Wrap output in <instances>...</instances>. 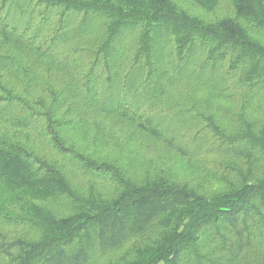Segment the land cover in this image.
I'll return each mask as SVG.
<instances>
[{
  "label": "trees",
  "instance_id": "1",
  "mask_svg": "<svg viewBox=\"0 0 264 264\" xmlns=\"http://www.w3.org/2000/svg\"><path fill=\"white\" fill-rule=\"evenodd\" d=\"M94 24L95 44L58 53L70 26L81 35ZM166 36L178 69L161 64ZM200 50L198 81L207 62L243 71L244 127L232 134L200 99H158ZM46 66L72 81H39ZM185 115L206 121L213 149L197 131L186 143L168 132ZM109 121L160 142L179 169L145 161ZM208 153L217 161L196 160ZM0 264H264V0H0Z\"/></svg>",
  "mask_w": 264,
  "mask_h": 264
},
{
  "label": "rangeland",
  "instance_id": "2",
  "mask_svg": "<svg viewBox=\"0 0 264 264\" xmlns=\"http://www.w3.org/2000/svg\"><path fill=\"white\" fill-rule=\"evenodd\" d=\"M197 12V11H196ZM223 12V11H222ZM220 12L217 16H220L222 13ZM55 15V14H54ZM54 16L51 17V23L52 24V29L54 30L57 26V22L59 21L56 17L53 18ZM99 24V23H98ZM77 25V22H76ZM46 29V28H44ZM75 28L73 26H70L69 30L67 33H65V37L62 39V44H60V48L58 49V53L60 51H69L71 49H75L76 47H79L81 45H93L96 43V41L99 38V32L100 29L98 30L97 24H94V27H91L90 30H87L85 34L77 35V33H74ZM130 39H132L130 37ZM161 43L159 45V52H161V55L163 57L162 59V65L166 67V69H171L176 67V61L175 58L172 57L171 53L174 48V43L171 38L169 37H162L160 38ZM11 56H18L21 51H18L17 49H11L9 51ZM207 52L205 51H199V55L196 57L194 60V63L191 66H184L181 69V72H177V75H174L175 73L169 72L171 75L168 76L170 79V82H166L162 85L163 86V92L161 95L157 97L160 101L164 103H171L176 104V101L179 102H187V98L191 99H200L202 102L201 108L203 112L206 114V117L209 118L210 116L212 119L216 122V125H219L222 128H225L226 130L229 131V133H234L236 129L239 127H244V123L238 122V118L235 117L236 114L240 113L241 106L244 103V90L240 86V81L242 78V70H237L236 72H229L228 69V63L225 61L223 64L219 65L218 68L215 70L216 67H211V62H207L204 66L206 69L203 72L205 73L204 75L207 77L208 80L204 81V78L199 79V81H204V82H199L195 75V68L196 65L198 64H203V62H206V57H207ZM31 53H25L26 60L27 62H32V57L30 56ZM63 56V54H61ZM86 60L84 61V63ZM29 64H25L23 62V67H28ZM82 64H80L81 66ZM160 65V64H159ZM170 66V68H169ZM124 67V66H123ZM80 68V67H79ZM212 68V69H211ZM46 69L48 72H46ZM46 69L41 67V71H39V81L40 80H46V82L54 87H60L62 88L63 86L68 85L72 80H70V76L62 71H57L55 72L53 69H51L49 66H46ZM83 68L80 69V71ZM88 69V68H87ZM86 69V70H87ZM215 71H214V70ZM85 70V69H84ZM5 76L8 75L7 70H5ZM142 71V69L140 70ZM180 71V70H178ZM194 71V72H193ZM227 71L228 75L226 76L224 73ZM161 72V71H160ZM32 73L30 74V77ZM208 75L213 76V80L210 79ZM221 75L225 77V79L221 80ZM220 76V77H219ZM197 78V79H196ZM163 82V81H162ZM207 82V84H204ZM156 83V82H155ZM222 83V84H221ZM39 84V83H38ZM161 85V81L157 83V85ZM204 84V85H203ZM208 84H211L210 86ZM135 85V84H134ZM137 85V84H136ZM136 85L134 87H136ZM157 85L155 88H157ZM217 85L219 87H228L227 89V94L229 97L227 98H222V99H216L212 98L213 94L210 95L209 92V87L210 89H213L214 86ZM221 85V86H220ZM208 87V88H206ZM153 88V84L150 86V89ZM30 97H36L42 94L40 93V90L36 89L37 92H35L33 89ZM22 89L20 90V92ZM22 94V93H21ZM153 95V94H152ZM22 96H24L22 94ZM187 100V101H186ZM209 104V107H208ZM148 105L145 104V107ZM152 110V109H151ZM201 110V109H199ZM205 110V111H204ZM175 112V111H172ZM191 116V117H190ZM180 118V117H179ZM182 119H178V121H175L170 124L168 132L170 134H177V137L181 136V139H187V142L193 138L194 133L197 131V136L200 134L197 142L206 147L207 149H213V146L211 145L212 142V134L209 128L206 126V121L201 120L200 118L197 119V117L193 115H185L182 116ZM182 124V126H178L179 124ZM108 128L106 129H112L114 127L115 131V138L122 142V141H127L130 142V145H132L135 149L133 151L139 154L143 155L145 158V161H148L150 159L155 160L152 165L154 167L157 166L158 162L160 164L164 162L167 163L168 167H171L172 170L177 171L179 169V162H177V159H173L169 156H167L165 153H167L164 148V146L160 143L155 141L154 139H151L150 137H145V138H140L137 136H130L133 139H129V135H131L132 130L129 128V126L121 121H109L107 122ZM176 124V125H175ZM177 130V131H176ZM184 143H186L184 141ZM129 147H127L128 150ZM131 149V148H129ZM105 152H109L113 155L118 153V147L116 145H105L104 148ZM169 154V153H168ZM199 159V160H198ZM217 156L214 155L213 153H208V156H202L197 157L196 160L198 162L204 161L206 164L207 162H212V161H217ZM181 166V164H180ZM210 167V166H209ZM182 168L183 173H187L186 168ZM193 175V173H190ZM74 177L75 181L79 183V185L84 188L88 189L89 185L91 183H94L91 181L89 178H84L81 175L78 174H73L71 175ZM90 182V183H89ZM95 187L102 189L104 188V191H107L108 186L102 185V186H97L94 185Z\"/></svg>",
  "mask_w": 264,
  "mask_h": 264
}]
</instances>
